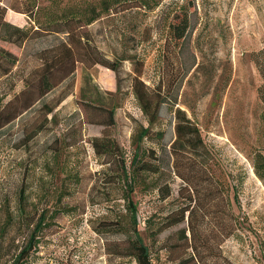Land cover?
<instances>
[{"label":"rangeland","instance_id":"1","mask_svg":"<svg viewBox=\"0 0 264 264\" xmlns=\"http://www.w3.org/2000/svg\"><path fill=\"white\" fill-rule=\"evenodd\" d=\"M102 1L0 0L2 21L27 31L14 44L2 39L0 26V48L17 56L12 72L0 78L1 103L23 88L22 79L41 65L45 51L67 40V31L82 49L116 66V75L91 66L89 53L81 51L74 81L64 80L43 98L56 104L70 90L47 122L37 102L0 128V264H10L25 245L32 227L25 220L40 216L45 224L38 243L22 264H137L117 252L132 224L117 160L97 155L92 146L104 136L117 143L115 152L127 162L139 150L145 163L158 167L157 174H139L132 194L154 264H264V178L253 167L264 157V102L252 60L264 48V0H120L108 12H102ZM82 9L100 16L82 27L84 18L57 21ZM180 15L187 28L175 40L169 27ZM138 69L148 90L166 99L151 125L133 93ZM83 103L92 107L87 114ZM97 106L112 110V125L87 122L86 115L105 117ZM184 118L198 129L201 142L192 137L190 149L177 158L176 127ZM38 123L43 128L27 141L25 134ZM147 126L150 134L138 140ZM190 159L195 165L207 160L202 168L214 179L196 181L204 195L200 202L175 167L190 175L183 171ZM214 183L225 192L223 214L220 199L212 196ZM158 187L168 195L161 196ZM189 194L193 212L168 226ZM234 221L236 228L226 236ZM106 224L116 227L103 230Z\"/></svg>","mask_w":264,"mask_h":264},{"label":"trees","instance_id":"2","mask_svg":"<svg viewBox=\"0 0 264 264\" xmlns=\"http://www.w3.org/2000/svg\"><path fill=\"white\" fill-rule=\"evenodd\" d=\"M119 3L120 0H103L100 3L102 12L110 11L111 8ZM94 12V9H82L80 11H73L69 13V16L66 19H63L65 18L64 16L57 21L65 23L70 19L81 20V18H84V23L79 25V27H82L84 25L92 23L100 16V11L97 13ZM1 15L2 14H0V16ZM180 16L181 17L176 16L175 22L171 23L169 27L175 40L183 39L185 34L184 32L187 28V18L183 17V15ZM0 21V26L3 29L4 33L2 37L3 40L12 42L14 44H20L26 39L27 31L25 29L13 25L8 21H2V16L0 17ZM54 21L56 22V20ZM67 34V40L61 41V43L59 44V48L53 50L52 53L49 50L45 51V54L41 59V65L31 69L29 73L22 79L24 82V86L19 92L14 93L12 97L5 103H1L3 97L0 96V128L13 122L24 112L32 109L37 102L40 103V107L43 109V119L45 120V122H47V116L53 112L55 105L70 93V90L64 92L62 96L57 100L56 104L50 105L43 101V98L64 80L69 79L71 83L72 81H74L76 68L75 64L78 61L82 62L81 51L84 53H89V56L91 57V66L100 64L112 70L116 75V66L114 65V63L102 61L98 56V52H95V50L93 49H89V47H85V49H82L81 46L78 45V43L80 44V42L77 43L74 39H72V37H69L71 34L73 36V32L67 31ZM252 60L262 79V83L258 88V94L262 102H264V48L254 51L252 53ZM16 62L17 56L14 53L0 48V78L3 76H8L12 72V69L15 66ZM140 74V69L136 70V75L133 81V93L140 109L147 117L148 124L151 125L157 119L160 106L166 101V99L162 97L160 91L150 92L143 81H141ZM81 106L83 110L86 111V114L87 110L89 108H92L90 107L89 103H83ZM94 108H97L99 112L104 113L105 117H107H104L105 119L102 117L91 118L89 117V115H86L87 122L91 124L96 123L107 126H110L114 123L113 113L111 109L106 111L101 106H97ZM53 117L54 115H52L50 119H52ZM43 126L44 123H38L30 133L25 134V139L27 141L30 140L38 131L43 128ZM176 132L178 139L173 146L175 147V149L173 148V151L177 158V152H180L187 147L190 149L189 142L191 141L192 137H197L199 142H201L198 129L194 125H191L189 120L185 118L182 119L180 123H178ZM149 134V126L142 128L139 133L138 140L140 138L148 136ZM92 146L97 155L105 156L108 158L113 157L117 160V163L119 165L117 176L123 184L122 196L125 201L126 211L129 213L131 218L132 227L131 230H129V232H131V235L126 238L122 247H118V254H120V256L132 257L137 264H154L151 259L149 247L144 243L140 234L136 215V202L133 201L132 194L135 189V184L139 178V174L147 172L157 174L158 167L154 164L150 165L149 163H145V161L141 159V153H139V150H135L130 158V161L127 162V158H125L124 154L115 152V149L118 145L110 137L104 136L100 139L94 138L92 140ZM189 162L190 166H183V171H189L190 173L188 174L190 175L180 173L179 164L175 165V167L178 172V176H180L183 181L186 182L185 186H187V188H189V190H191L192 192L194 191V195H198V199H196L198 200V202H200L199 198L203 194H198L196 181L200 177H206L209 180L214 179L213 177H208L206 169L202 168V166L207 164V160H203L202 162H200V165H195V159L194 161L190 159ZM253 167L255 174L260 178H264V157L260 158V164H254ZM217 186L218 185L214 183L213 190L211 192H213V197L220 199L219 201L221 213L223 214L224 205L226 204V201H224L225 192L223 186H220V189ZM160 188L161 187H158V191L160 190ZM160 195L165 197L168 194L164 195L161 189ZM194 195L189 194L190 199L187 205L180 206L175 209L176 216L171 218V216L169 217V215H167V218H171L168 226L182 221L185 217L186 212L188 217L191 215L195 207V205H191V201L195 200L193 199ZM149 222L150 217L143 221L146 228L149 227ZM235 222L236 221H234L233 224L229 225V229L226 233H224L226 234V236L230 235L233 229L236 228ZM25 223L27 226L32 225V227L30 228V233L25 245L21 247L20 251L10 264H22L28 257L32 249H34L36 244L38 243L37 235L42 229V226L45 224V220L43 216H40L35 222L33 220H25ZM115 227V225L106 224L103 227V230L110 231L111 228L115 229Z\"/></svg>","mask_w":264,"mask_h":264}]
</instances>
